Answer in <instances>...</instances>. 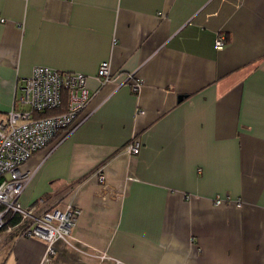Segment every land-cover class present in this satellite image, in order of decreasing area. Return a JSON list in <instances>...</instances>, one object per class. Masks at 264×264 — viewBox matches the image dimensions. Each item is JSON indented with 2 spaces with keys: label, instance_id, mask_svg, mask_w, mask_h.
<instances>
[{
  "label": "crops",
  "instance_id": "0c3cea01",
  "mask_svg": "<svg viewBox=\"0 0 264 264\" xmlns=\"http://www.w3.org/2000/svg\"><path fill=\"white\" fill-rule=\"evenodd\" d=\"M36 65L88 92L20 165L23 205L82 209L44 264H264V0H0V119ZM45 245L6 237L0 264H41Z\"/></svg>",
  "mask_w": 264,
  "mask_h": 264
},
{
  "label": "built area",
  "instance_id": "2783aa9c",
  "mask_svg": "<svg viewBox=\"0 0 264 264\" xmlns=\"http://www.w3.org/2000/svg\"><path fill=\"white\" fill-rule=\"evenodd\" d=\"M214 45L216 48L224 45L221 35L216 36ZM97 77L101 81L109 79L107 60L99 63ZM133 78V74H129L126 82L137 92L141 81ZM85 80L86 75L81 72L36 65L19 86V93L5 117L0 119V241L1 234L6 237L43 239L46 245L41 264L56 254L57 241L62 240L74 246L70 238L71 229L82 209L71 205L64 209H38L35 205H23L20 196L31 173L22 170L20 165L53 139L58 143L73 131V119L88 99ZM63 92L67 94L68 100L65 111L50 115L36 114L59 107ZM139 147V140L132 138L123 149L128 153H137ZM103 169L104 165H101L93 172L99 182L105 179ZM219 201L216 199L217 203ZM95 255L100 259H111L113 264H129L106 253Z\"/></svg>",
  "mask_w": 264,
  "mask_h": 264
},
{
  "label": "trees",
  "instance_id": "16d2710c",
  "mask_svg": "<svg viewBox=\"0 0 264 264\" xmlns=\"http://www.w3.org/2000/svg\"><path fill=\"white\" fill-rule=\"evenodd\" d=\"M67 102H68L67 94L65 92H63L61 104L59 105V107L48 109V110H45L44 112H37L36 114L37 115H50V114H56V113L63 112L67 108Z\"/></svg>",
  "mask_w": 264,
  "mask_h": 264
},
{
  "label": "rangeland",
  "instance_id": "374dc122",
  "mask_svg": "<svg viewBox=\"0 0 264 264\" xmlns=\"http://www.w3.org/2000/svg\"><path fill=\"white\" fill-rule=\"evenodd\" d=\"M1 236H2V239H1V241H0V244L2 243V242H4L5 241V238H6V236L5 235H3V234H1ZM8 240H6V242L5 243H7V245H8V242H7ZM69 245V244H68ZM55 259V257L52 259V260H54ZM50 264V263H49Z\"/></svg>",
  "mask_w": 264,
  "mask_h": 264
}]
</instances>
